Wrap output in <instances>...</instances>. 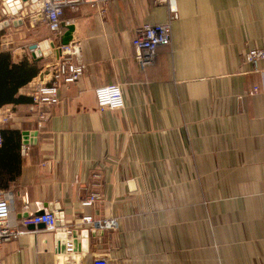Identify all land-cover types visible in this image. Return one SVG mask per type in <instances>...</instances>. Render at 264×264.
<instances>
[{
    "label": "crops",
    "instance_id": "1",
    "mask_svg": "<svg viewBox=\"0 0 264 264\" xmlns=\"http://www.w3.org/2000/svg\"><path fill=\"white\" fill-rule=\"evenodd\" d=\"M176 7L171 44L144 71L134 29L163 23L165 5L65 10L86 70L58 90V104L35 111L30 92L56 57L34 61L29 47L54 38L41 30L36 41L24 26L0 32V98L14 99L0 107V192L12 196L10 221L24 231L3 245L0 264H264V60L254 69L243 56L264 51V0ZM19 69L30 78L22 86ZM117 83L125 108L101 112L94 90ZM92 193L98 200L83 207ZM41 211L61 213L66 232L92 229L86 252L78 242L63 255L55 231L21 226ZM89 216L117 227L95 229Z\"/></svg>",
    "mask_w": 264,
    "mask_h": 264
},
{
    "label": "built area",
    "instance_id": "2",
    "mask_svg": "<svg viewBox=\"0 0 264 264\" xmlns=\"http://www.w3.org/2000/svg\"><path fill=\"white\" fill-rule=\"evenodd\" d=\"M115 1L131 0H38V13L45 22L46 28L51 37L56 38L62 34L60 29L65 10H74L83 5H94L95 7L107 6ZM153 4L165 5L167 13L166 20L161 24H140L134 29L131 40L134 50V59L139 71H144L152 65L158 48L169 46L171 44V23L178 19L176 0H152ZM244 63L251 65L256 69L259 61L264 60V51L261 49H248L244 53ZM50 73L46 76L47 80L38 82L31 90L30 109L38 110L41 107H53L59 103L58 90L61 87H68L76 83L85 73L86 65L79 59L77 49L69 44L68 47H62L60 55L49 65ZM45 79V78H44ZM95 102L97 108L102 112L105 110L118 111L124 109L123 92L120 85L109 84L98 87L94 90ZM40 120H45L43 114L39 115ZM2 133L0 131V147L2 146ZM99 196L92 193L82 202L83 207L92 206ZM12 196L7 192H0V250L4 244L18 238L24 233L10 221L12 210ZM83 222L91 225L98 230L115 229L116 220L95 221L89 217H83ZM57 220L54 213H43L25 218L21 226L33 225L35 227L43 225L49 232L56 230ZM67 253H72L71 243H67ZM92 264H107V260L101 257L93 259Z\"/></svg>",
    "mask_w": 264,
    "mask_h": 264
},
{
    "label": "water",
    "instance_id": "3",
    "mask_svg": "<svg viewBox=\"0 0 264 264\" xmlns=\"http://www.w3.org/2000/svg\"><path fill=\"white\" fill-rule=\"evenodd\" d=\"M2 1V9L0 11V32L9 26L14 29L21 27L25 24L26 28L33 27V24H30L29 21H24V18L29 14L35 15L40 18L41 15L38 14V0H1ZM28 11V13H27ZM35 13V14H34ZM15 17V19H9L7 16ZM60 29L62 30V34L53 39L52 42L48 43L46 40L39 41L37 44H31L29 47V51L31 52L32 60L36 61L42 57H47L48 55H54L56 59L60 55V51L62 47H68L73 39L74 26L72 24L61 23ZM6 41H11V37H5ZM5 41V40H3ZM50 73V67H47L46 70L40 75L41 80L44 76H47ZM36 133L33 134L35 136ZM30 133L23 132L22 133V141L23 146L32 145L34 142L29 140ZM58 206L56 207V211L58 210ZM41 211L39 215L43 214ZM56 230L54 232L56 246L59 248L61 254L66 255V240L68 237L72 239L71 241V251L75 252L78 242L80 243V248L82 251L86 252V246L89 238V233H91L92 229H84L79 233L75 230L71 232H66L64 229V222L62 219L61 213L55 214ZM41 226H37V228H41ZM30 228H33L31 226Z\"/></svg>",
    "mask_w": 264,
    "mask_h": 264
},
{
    "label": "rangeland",
    "instance_id": "4",
    "mask_svg": "<svg viewBox=\"0 0 264 264\" xmlns=\"http://www.w3.org/2000/svg\"><path fill=\"white\" fill-rule=\"evenodd\" d=\"M2 9V1L0 0V11ZM38 9V8H37ZM28 13V11H27ZM35 14V13H34ZM39 14V13H38ZM24 21H29L30 24H33V27L29 26V29L32 30L33 32H37L36 36L38 35V33H40V31L42 30V32L46 31V33H49V31L46 28L45 22L42 19V17H38L37 14L35 15H31L28 13V15L24 18ZM25 27V24L23 25ZM46 29V30H45ZM39 31V32H38ZM50 34V33H49ZM48 34V35H49ZM35 36V40L37 41L40 37L37 36L36 38ZM34 40V41H35Z\"/></svg>",
    "mask_w": 264,
    "mask_h": 264
},
{
    "label": "trees",
    "instance_id": "5",
    "mask_svg": "<svg viewBox=\"0 0 264 264\" xmlns=\"http://www.w3.org/2000/svg\"><path fill=\"white\" fill-rule=\"evenodd\" d=\"M18 68H21V67H18ZM19 76L21 75V73L25 76V78H27V79H23L22 81H20V86H22L23 84H25V83H27L28 81H30L29 79V73H28V71H23V70H21V69H19ZM22 76V75H21ZM14 101V99L13 98H11V97H6V98H0V107L1 106H3V105H6L7 103H9V102H13ZM2 133V132H1ZM2 141H3V139H2Z\"/></svg>",
    "mask_w": 264,
    "mask_h": 264
}]
</instances>
